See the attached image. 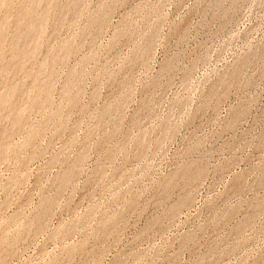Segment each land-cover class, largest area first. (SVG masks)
Wrapping results in <instances>:
<instances>
[{
    "label": "rangeland",
    "instance_id": "rangeland-1",
    "mask_svg": "<svg viewBox=\"0 0 264 264\" xmlns=\"http://www.w3.org/2000/svg\"><path fill=\"white\" fill-rule=\"evenodd\" d=\"M0 264H264V0H0Z\"/></svg>",
    "mask_w": 264,
    "mask_h": 264
}]
</instances>
